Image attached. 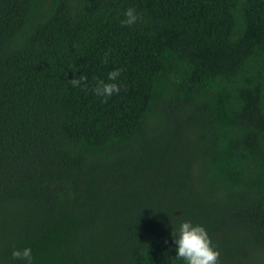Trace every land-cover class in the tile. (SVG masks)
<instances>
[{
  "label": "trees",
  "instance_id": "1",
  "mask_svg": "<svg viewBox=\"0 0 264 264\" xmlns=\"http://www.w3.org/2000/svg\"><path fill=\"white\" fill-rule=\"evenodd\" d=\"M184 219L264 264V0H0V264H175Z\"/></svg>",
  "mask_w": 264,
  "mask_h": 264
},
{
  "label": "clouds",
  "instance_id": "2",
  "mask_svg": "<svg viewBox=\"0 0 264 264\" xmlns=\"http://www.w3.org/2000/svg\"><path fill=\"white\" fill-rule=\"evenodd\" d=\"M123 15L122 25L131 26L140 19L139 14L133 7L127 8ZM104 62H107V54ZM119 76L120 69L111 70L107 74V80H100L93 91L97 96L107 100L120 91V85L116 82ZM85 80L86 77L80 75L78 78L72 79V84L80 86ZM171 224V235L175 245V264H219L218 257L220 253L212 244L208 231L202 224L195 223L191 219L180 220L177 223H173L171 220ZM12 256L23 261L24 264H33L31 247H14Z\"/></svg>",
  "mask_w": 264,
  "mask_h": 264
}]
</instances>
